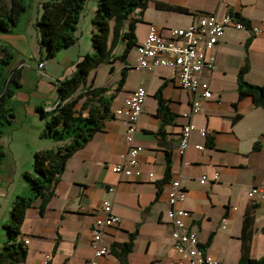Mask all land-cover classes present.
Returning a JSON list of instances; mask_svg holds the SVG:
<instances>
[{
  "label": "crops",
  "instance_id": "crops-1",
  "mask_svg": "<svg viewBox=\"0 0 264 264\" xmlns=\"http://www.w3.org/2000/svg\"><path fill=\"white\" fill-rule=\"evenodd\" d=\"M44 1L36 0L35 10L30 14L26 8L11 31L0 32V46L13 50L18 58L13 60L17 62L12 67L20 71L21 86L12 97L15 117L11 127H22L30 120V127L38 130L35 141L25 140V149L14 151L9 146L0 165V192L4 189L0 193V245L5 239L3 223L8 220L14 197L28 194L22 173L32 172L33 152L60 144L40 137L44 119L36 108L47 111L54 107L58 80L71 76L77 61L93 50L88 41L92 24L88 21L98 0H91L87 12L82 10L86 28L77 27L76 41L51 58H46L40 47L35 26ZM167 6L183 7L186 11ZM200 13H215L218 17L237 13L250 26H257L259 32L253 33L249 28L225 29L208 52L213 67L203 75L209 82L211 96L204 99L196 113L191 112L189 91L176 84L174 69H138L136 49L129 52L125 62L117 59L110 64L113 79L103 84L97 82L99 71L106 68L100 65L93 74V85L107 86L108 92L116 87L114 82L117 84L122 68H127L124 83L112 100V116L106 119L101 131L67 159L43 213L38 211L39 200L27 209L21 227V240L28 239L27 254L17 264H44L46 256L47 264H86L93 252L91 229L94 220L102 215L103 199L111 200L112 211L120 221L103 234L101 244L107 245L109 252L98 258L96 264H121L110 248L114 243L127 241L135 230L126 264H175L179 255L172 244L167 217L168 190L174 178L180 180L186 191V198L179 205L189 212L186 226L197 232L206 257L215 261L209 264H237L243 214L253 202L247 191L251 186H264V110L255 105L252 96L239 97L237 76L247 61L244 79L253 84L264 83V0H149L134 32L139 43L145 38L149 24L165 34L169 27L189 26ZM131 17H138L137 13ZM118 44L124 46L122 41ZM113 54L120 55L116 47ZM40 62L42 67L38 66ZM138 86L147 92L134 135V143L141 147L138 156L141 174L124 178L113 172L112 166L125 159L126 124L124 116L113 111ZM158 90L174 115L169 122H164L158 113L155 97ZM189 121L198 128H206L207 134L203 137L197 129L192 131L188 147L180 154L177 149L180 128ZM256 142L260 148L254 150ZM195 144H203L204 149L195 148ZM166 153L171 157L169 174H166ZM215 171L217 179L213 178ZM202 175L209 179L200 182ZM110 187L114 190H109ZM210 236V243L205 245ZM250 255L264 256V200L258 202L255 212Z\"/></svg>",
  "mask_w": 264,
  "mask_h": 264
},
{
  "label": "trees",
  "instance_id": "trees-1",
  "mask_svg": "<svg viewBox=\"0 0 264 264\" xmlns=\"http://www.w3.org/2000/svg\"><path fill=\"white\" fill-rule=\"evenodd\" d=\"M149 0H98L91 18L92 31L90 41L91 52L85 53L76 63L74 73L57 82L58 100L54 107L45 111L37 107L39 115L45 120L40 137L60 142L55 147L36 150L32 155V172L24 171L22 178L28 186V194L14 197L9 210L8 220L3 223L5 239L0 245V264H17L25 260L27 248L21 240V227L28 208L39 200L38 211L43 213L48 201L54 195V187L65 169L66 161L77 149L84 146L96 132L101 131L106 119L112 116V100L125 80L126 66L113 91L104 85L94 86L89 80L90 72L102 64H112L119 59L125 62L129 52L137 44L135 24L140 17H131L138 9L141 15ZM86 0H46L41 3L40 14L36 19L38 42L44 50L46 58L53 57L59 50L72 45L76 41L74 34L79 15ZM168 8L186 11L179 6ZM26 11L23 0H0V32H9ZM250 27L249 22L239 14H233ZM124 42L120 55L115 56L113 49ZM13 52L5 45L0 46V136L12 125L15 109L12 97L21 86L20 71L12 67ZM113 66L110 65V71ZM248 70L247 61L240 67L237 76V88L240 98L252 96L256 106L264 110V83L253 84L244 79ZM158 113L164 122L173 118L167 100L160 90L155 94ZM83 100L80 102V100ZM237 116H235L236 118ZM209 144H212L210 140ZM260 148L256 142L253 149ZM5 151L0 145V165ZM171 157L166 153V174L170 172ZM257 202H251L242 219L240 234L241 253L237 264H264V256L254 258L250 255V246L254 233L255 212ZM136 230L129 234L127 241L114 243L111 251L121 264H126V256L130 252ZM211 237L205 245L210 243ZM153 264V263H151Z\"/></svg>",
  "mask_w": 264,
  "mask_h": 264
},
{
  "label": "built area",
  "instance_id": "built-area-1",
  "mask_svg": "<svg viewBox=\"0 0 264 264\" xmlns=\"http://www.w3.org/2000/svg\"><path fill=\"white\" fill-rule=\"evenodd\" d=\"M227 27L237 29L249 28L253 33L259 32L257 26L247 27L244 22L232 14L218 17L215 13H200L196 20L187 27H169L164 34L156 25L149 24L143 41L136 44L138 53V69L153 71L158 67H169L175 71L176 84L189 91L191 96V112L196 113L201 109L202 102L211 96L209 82L204 78L205 70L213 67L208 59L210 52L216 45L219 37ZM43 62L38 64L42 67ZM147 92L143 86H138L124 100L121 107L113 112L122 114L126 124L125 139L128 149L122 163L112 166V171L124 178L136 177L141 174L138 167L141 147L134 143V135L138 129V120L143 111ZM198 130L201 136L207 134L206 128H198L192 121L186 122L180 128L177 149L184 153L189 145L192 131ZM195 148L204 149L203 144H195ZM151 173L148 175L150 178ZM214 179L218 178L215 171ZM209 178L202 175L200 182ZM109 190L113 191L114 187ZM247 196L253 202L264 200V186H251ZM186 198V191L181 186L178 178L171 180L168 190L169 208L167 210L168 223L171 229V238L174 249L179 255L175 264H209L215 263L206 257L204 249L198 240L195 230L188 229L185 219L189 212L183 209L180 203ZM102 215L94 220L91 229L93 252L86 264H96L98 258L109 252L107 245L101 244V238L106 230L119 224V216L112 211L110 199H103L101 204ZM28 243V239L24 240ZM48 257L43 261L47 264Z\"/></svg>",
  "mask_w": 264,
  "mask_h": 264
},
{
  "label": "rangeland",
  "instance_id": "rangeland-1",
  "mask_svg": "<svg viewBox=\"0 0 264 264\" xmlns=\"http://www.w3.org/2000/svg\"><path fill=\"white\" fill-rule=\"evenodd\" d=\"M23 2H24V4L26 5V8H27V13L28 14H30L31 13V11H34L35 10V7H36V0H23ZM86 5V6H85ZM85 5H84V7L85 8H83L84 9V12H87L88 11V9H90V6H91V0H86V2H85ZM82 9V10H83ZM82 10H81V12H80V15H79V21H78V24H77V27H78V29L80 30V29H83L84 27L86 28V24H85V21H84V12H82ZM133 13H137V16L139 17L140 16V14H139V10L138 9H136ZM88 24H91V19L88 21ZM77 29V28H76ZM29 35H30V33H29ZM30 39H31V36L29 37ZM85 38H86V35H85ZM81 39H82V36H81ZM89 42H91L90 41V37H89V40H88ZM123 48H124V46L121 44V45H119V44H117L116 45V51H117V54H121L122 53V50H123ZM13 51V50H12ZM134 51H135V48H132L131 49V52L132 53H134ZM134 55V54H133ZM16 58H18L17 57V55H15L14 57H13V59H12V63L11 64H13V63H15V62H17V61H13V60H15ZM134 59V58H133ZM119 60V59H118ZM117 62H119V61H117ZM103 67H106L105 68V70L103 71V70H101V71H99V75H98V77H97V82L99 83V84H103V83H106V82H109L110 80H112L113 79V77L112 76H114V75H112V73H110V64H104L103 66H102V68ZM104 69V68H103ZM95 73V70H93V71H91L90 72V75H89V80L91 81L92 80V77H93V74ZM119 75V74H118ZM117 77H119V76H117ZM114 82V81H113ZM114 84L116 85V83L114 82ZM114 85V86H115ZM45 121V120H44ZM31 121L30 120H28V121H26L25 123H24V125L22 126V127H18V128H13V127H9V128H7L5 131H4V133H3V135L1 136V142H2V147H3V149H4V151H6V150H8L9 149V146H11L10 148H12L14 151L16 150V151H18V150H22V149H25L26 147H27V145H26V141L25 140H32V141H35V136L37 135L38 136V130H36V128L34 127L33 129L30 127V125H31ZM43 127H44V125H43ZM42 127V128H43ZM6 131H9L8 133L9 134H7V133H5ZM41 141V140H40ZM43 141V140H42ZM39 143H41V142H39ZM16 181H17V179H16ZM4 191V189L2 190V192ZM2 192H0L1 194H2Z\"/></svg>",
  "mask_w": 264,
  "mask_h": 264
}]
</instances>
